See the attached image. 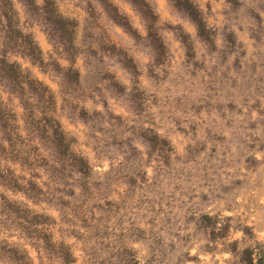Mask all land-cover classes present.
Segmentation results:
<instances>
[{
    "label": "rangeland",
    "instance_id": "obj_1",
    "mask_svg": "<svg viewBox=\"0 0 264 264\" xmlns=\"http://www.w3.org/2000/svg\"><path fill=\"white\" fill-rule=\"evenodd\" d=\"M264 264V0H0V264Z\"/></svg>",
    "mask_w": 264,
    "mask_h": 264
},
{
    "label": "trees",
    "instance_id": "obj_2",
    "mask_svg": "<svg viewBox=\"0 0 264 264\" xmlns=\"http://www.w3.org/2000/svg\"><path fill=\"white\" fill-rule=\"evenodd\" d=\"M262 261H263V259L259 260L258 261V264H262L263 263Z\"/></svg>",
    "mask_w": 264,
    "mask_h": 264
}]
</instances>
